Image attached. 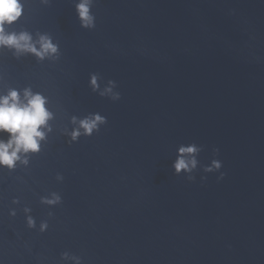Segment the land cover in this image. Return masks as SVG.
<instances>
[{
	"label": "water",
	"instance_id": "1",
	"mask_svg": "<svg viewBox=\"0 0 264 264\" xmlns=\"http://www.w3.org/2000/svg\"><path fill=\"white\" fill-rule=\"evenodd\" d=\"M22 2L12 29L48 34L59 59L0 50V94L30 87L53 113L29 164L0 169V264H264L263 199L184 106L96 23L82 29L67 0ZM110 80L117 101L100 95ZM94 113L106 123L71 142V118ZM192 144L195 170L175 175ZM213 158L221 169L205 173ZM53 193L58 205L41 203Z\"/></svg>",
	"mask_w": 264,
	"mask_h": 264
},
{
	"label": "clouds",
	"instance_id": "2",
	"mask_svg": "<svg viewBox=\"0 0 264 264\" xmlns=\"http://www.w3.org/2000/svg\"><path fill=\"white\" fill-rule=\"evenodd\" d=\"M94 0H79L74 10L79 26L82 29H93L95 27V16L91 12ZM42 4H48L49 0H40ZM24 4L22 0H0V50L11 52L14 58L21 56H32L37 61L46 59H59V46L54 43L51 36L46 33H37L35 38L27 30L16 31L12 26L22 17ZM95 74L90 77V87L96 91L99 87ZM109 87L100 93L101 96L112 94L115 82L110 80ZM113 101L120 99L118 92L111 95ZM47 97L40 92H34L30 87L23 89L9 88L0 94V169L13 171L16 167L27 166L29 157L38 154L41 150V142L45 140L48 131H51L49 121L53 119V113L47 107ZM71 123L76 125L69 133L70 141L75 142L79 137H89L99 130L101 125L106 123V118L98 113L90 114L82 119L73 116ZM200 149L195 145L181 146L178 149V157L172 165L175 175L181 172L190 173L195 170V155ZM218 150L213 149L215 156ZM222 164L218 159L213 158L210 166L204 167L205 173L219 172ZM224 173H220L218 179H223ZM57 179H62L57 175ZM189 181L193 176H188ZM205 179V177H201ZM61 202V197L55 193L51 199L42 198L41 203L54 206ZM14 199L12 204H18ZM25 223L28 229L35 227V220L28 216L30 209L25 207ZM16 210L9 211V216L14 217ZM52 215L51 213L49 214ZM48 227L47 222H42L40 231L44 232ZM69 253L61 255V260L67 259ZM77 264H80L79 257Z\"/></svg>",
	"mask_w": 264,
	"mask_h": 264
}]
</instances>
